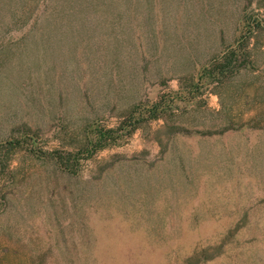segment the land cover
<instances>
[{
    "label": "rangeland",
    "instance_id": "obj_1",
    "mask_svg": "<svg viewBox=\"0 0 264 264\" xmlns=\"http://www.w3.org/2000/svg\"><path fill=\"white\" fill-rule=\"evenodd\" d=\"M257 15L264 0H0V264H264V27L239 39Z\"/></svg>",
    "mask_w": 264,
    "mask_h": 264
},
{
    "label": "trees",
    "instance_id": "obj_2",
    "mask_svg": "<svg viewBox=\"0 0 264 264\" xmlns=\"http://www.w3.org/2000/svg\"><path fill=\"white\" fill-rule=\"evenodd\" d=\"M66 2L71 1V6L75 4H79L80 0H65ZM81 10V9H80ZM63 12V10H62ZM59 12V13H62ZM260 27H264V17H260L257 15L255 18L248 17L246 18V25L243 24L244 31L242 32V35H240L239 39L243 40L246 39L249 41L253 35L256 33L257 29ZM73 31H77V29L73 26ZM236 58L238 56L236 55L235 50H230L229 52H224V54L217 59L220 63L217 65V67H214L213 69L209 70L210 75L212 77V82L216 81L222 78L221 74L227 73V69H233L234 68V62L236 61ZM217 68V69H216ZM225 72V73H224ZM220 76V77H219ZM199 80L197 79L196 82L193 83V85L189 88L188 91H186L188 94L185 96V94L180 93V91L175 92L177 97H184V100H190L192 97H195V95H189L190 93L194 92V90H197L199 88ZM166 94L161 97L160 100L146 106L144 108L145 113H147V116H144V112L140 110L141 105H135L134 108L131 110L129 120L128 121H122L118 128H98L96 129V138L90 143L92 146H90L92 149H90V152L86 154L87 157H90L92 153L96 150H100L103 147L107 145H113L116 142V139L118 137L117 133L121 134H129L133 132L144 119L149 118H156L161 114L162 112L166 111V109H172L170 104L167 101H171L173 98H167ZM124 132V133H123ZM71 155H67V160H71ZM73 162L76 161V158H73Z\"/></svg>",
    "mask_w": 264,
    "mask_h": 264
}]
</instances>
